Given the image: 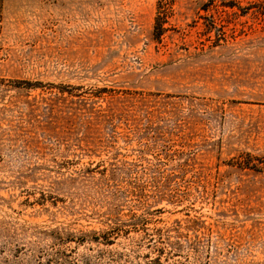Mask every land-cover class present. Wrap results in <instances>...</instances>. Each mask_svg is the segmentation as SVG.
<instances>
[{"label":"rangeland","instance_id":"rangeland-1","mask_svg":"<svg viewBox=\"0 0 264 264\" xmlns=\"http://www.w3.org/2000/svg\"><path fill=\"white\" fill-rule=\"evenodd\" d=\"M0 264H264V0H0Z\"/></svg>","mask_w":264,"mask_h":264},{"label":"trees","instance_id":"trees-1","mask_svg":"<svg viewBox=\"0 0 264 264\" xmlns=\"http://www.w3.org/2000/svg\"><path fill=\"white\" fill-rule=\"evenodd\" d=\"M160 20H159V17H157V19H156V23H155V34L156 35H158V34H161V30H162V25H161V23L159 22ZM190 220H186V222H189ZM176 222H179V220H176ZM192 222L194 223V222H197L198 223V221L197 220H192ZM188 228H189V226H188Z\"/></svg>","mask_w":264,"mask_h":264}]
</instances>
